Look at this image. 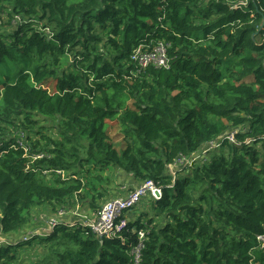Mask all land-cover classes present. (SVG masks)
Returning a JSON list of instances; mask_svg holds the SVG:
<instances>
[{"label":"trees","instance_id":"trees-1","mask_svg":"<svg viewBox=\"0 0 264 264\" xmlns=\"http://www.w3.org/2000/svg\"><path fill=\"white\" fill-rule=\"evenodd\" d=\"M263 19L264 0H0V264H128L139 233L140 264H264ZM159 42L168 69L131 60ZM121 174L162 196L96 238L72 212Z\"/></svg>","mask_w":264,"mask_h":264},{"label":"built area","instance_id":"built-area-1","mask_svg":"<svg viewBox=\"0 0 264 264\" xmlns=\"http://www.w3.org/2000/svg\"><path fill=\"white\" fill-rule=\"evenodd\" d=\"M166 51L167 46L162 42L149 43L147 45L137 47L131 54V60L141 69H146L150 65L155 68L168 69L169 62ZM235 133L236 132L233 131L224 134L225 136L223 135V137H219L212 141L207 145V147H204V144L202 149L196 153H192L189 157L177 159L173 165L169 166L170 170H173L172 177L174 178L176 171L189 168L193 165V163L201 161L208 151L217 150L223 139H226L229 142H234ZM21 142H19L18 145L22 147L25 152H27V149L23 147ZM37 157L40 158L41 156L39 155ZM161 196L162 189L154 182L147 180L138 184L132 190H129L125 195L116 196L112 200L107 201L96 216H81L77 209L72 212V215L79 217L80 222L85 224V226L96 238H115L119 236L120 232L129 221L127 214L130 213V211H132L144 198L158 200ZM61 216L64 218L63 213ZM60 221L61 219L54 217L53 219H50L49 226H54ZM65 221L72 223L76 220L65 219ZM143 238L144 234L139 233V243L131 249V259L128 264H140V251L143 244ZM256 240L260 249H264V229L262 234L257 236Z\"/></svg>","mask_w":264,"mask_h":264},{"label":"rangeland","instance_id":"rangeland-1","mask_svg":"<svg viewBox=\"0 0 264 264\" xmlns=\"http://www.w3.org/2000/svg\"><path fill=\"white\" fill-rule=\"evenodd\" d=\"M8 20V18L7 17H3V22H5V21H7ZM9 28H11V26H8V25H5V27H4V30L6 31V30H8ZM108 129H107V135L109 136V139H110V141L112 142V143H115V144H117V145H119L120 146V148L121 149H123V135L121 134V131H120V127H119V125L116 123V122H110V123H108ZM185 169H187V168H185ZM170 170V169H169ZM181 170H184V169H181ZM181 170H179V171H181ZM178 171H176L175 173H177ZM170 174L172 175V172H171V170H170ZM123 178L126 180V176L125 175H120L118 178H116V180L114 181V182H111V183H109V185H111L112 187H115V188H126V189H128L129 188V185H130V183L129 184H127L126 183V187L125 186H123ZM127 179H128V181H129V179H130V177H127ZM116 182H118V184L117 185H115V183ZM123 195H125V194H121V195H118V196H123ZM150 199L149 198H144L143 200H142V202L140 203V205H139V207H140V209L142 210V208L144 209V210H146V212L147 213H145L146 215H144V216H142L140 213H141V210L140 209H135V213H128L127 215H128V218H129V220H131L132 218H135L136 216H138L139 214L143 217V218H150V217H153V215L154 214H152V213H150L149 211H150V209H151V201H149ZM149 206V207H148ZM86 212H90V211H87L86 210ZM85 215V214H84ZM50 226L48 225V228H49ZM45 231H49L48 229L47 230H45ZM35 234H38L39 232L38 231H36V232H34Z\"/></svg>","mask_w":264,"mask_h":264},{"label":"crops","instance_id":"crops-1","mask_svg":"<svg viewBox=\"0 0 264 264\" xmlns=\"http://www.w3.org/2000/svg\"><path fill=\"white\" fill-rule=\"evenodd\" d=\"M171 172H173V170H171ZM122 181L126 182L127 184L129 182L127 178H126V180H122ZM126 183L124 184V186L126 185ZM126 190H129V189H126Z\"/></svg>","mask_w":264,"mask_h":264},{"label":"water","instance_id":"water-1","mask_svg":"<svg viewBox=\"0 0 264 264\" xmlns=\"http://www.w3.org/2000/svg\"><path fill=\"white\" fill-rule=\"evenodd\" d=\"M262 21H263L262 23H263V25H264V19H263ZM263 25L261 26V28L263 27Z\"/></svg>","mask_w":264,"mask_h":264},{"label":"clouds","instance_id":"clouds-1","mask_svg":"<svg viewBox=\"0 0 264 264\" xmlns=\"http://www.w3.org/2000/svg\"><path fill=\"white\" fill-rule=\"evenodd\" d=\"M175 175V174H174Z\"/></svg>","mask_w":264,"mask_h":264}]
</instances>
